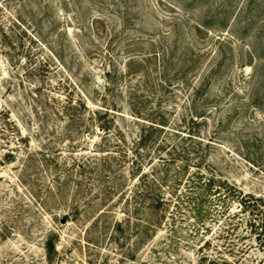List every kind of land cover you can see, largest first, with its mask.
Segmentation results:
<instances>
[{"label":"rangeland","instance_id":"obj_1","mask_svg":"<svg viewBox=\"0 0 264 264\" xmlns=\"http://www.w3.org/2000/svg\"><path fill=\"white\" fill-rule=\"evenodd\" d=\"M0 264H264V0H0Z\"/></svg>","mask_w":264,"mask_h":264},{"label":"trees","instance_id":"obj_2","mask_svg":"<svg viewBox=\"0 0 264 264\" xmlns=\"http://www.w3.org/2000/svg\"><path fill=\"white\" fill-rule=\"evenodd\" d=\"M154 124V123H153ZM164 129V128H163ZM162 158V157H161ZM165 160V158H163Z\"/></svg>","mask_w":264,"mask_h":264}]
</instances>
